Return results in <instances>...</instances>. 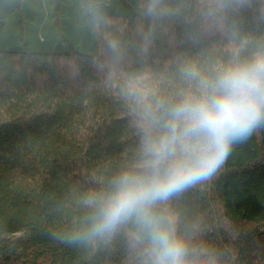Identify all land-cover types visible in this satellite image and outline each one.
Segmentation results:
<instances>
[{"label":"trees","instance_id":"16d2710c","mask_svg":"<svg viewBox=\"0 0 264 264\" xmlns=\"http://www.w3.org/2000/svg\"><path fill=\"white\" fill-rule=\"evenodd\" d=\"M260 51L264 0H0V264H151L135 217L81 237L144 129ZM152 212L186 264H264V122Z\"/></svg>","mask_w":264,"mask_h":264},{"label":"clouds","instance_id":"9594fccd","mask_svg":"<svg viewBox=\"0 0 264 264\" xmlns=\"http://www.w3.org/2000/svg\"><path fill=\"white\" fill-rule=\"evenodd\" d=\"M190 75L195 77V71ZM200 84L201 96L187 97L170 109L163 135L154 138L150 128L144 129L146 172H125L114 181L81 239L111 234L135 217L149 232L151 264H186L185 244L152 207L210 178L233 144L247 139L264 122V51L249 60L234 59L213 82ZM151 123H158L157 118L153 116Z\"/></svg>","mask_w":264,"mask_h":264}]
</instances>
